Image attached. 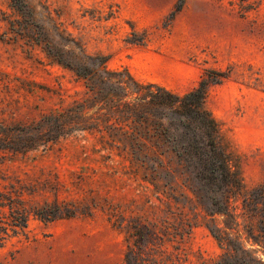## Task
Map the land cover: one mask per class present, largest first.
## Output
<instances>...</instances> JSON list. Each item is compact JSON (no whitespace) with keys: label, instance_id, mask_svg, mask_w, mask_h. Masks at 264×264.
Wrapping results in <instances>:
<instances>
[{"label":"rangeland","instance_id":"1","mask_svg":"<svg viewBox=\"0 0 264 264\" xmlns=\"http://www.w3.org/2000/svg\"><path fill=\"white\" fill-rule=\"evenodd\" d=\"M45 2L89 55L106 57L110 71L127 72L143 87L184 95L207 71L220 73L223 78L208 89L205 106L234 157L243 195L264 182V0ZM15 17L9 0H0V74L51 92L40 101L20 90L13 96H20V104L14 111L2 112L0 106V119L20 120L38 109L85 98L81 80L10 31L8 21ZM109 153L105 143L84 134L44 152L0 159L1 187L17 178L27 183L57 177L58 196L27 197L29 206L57 201L77 210L73 218L51 222L30 216L23 233L8 232L0 264L120 263L132 246L133 220L157 228L170 224L180 231L191 225L189 234L166 243L170 251L180 246L183 255L175 264H212L223 255L188 174L156 177L126 153L113 150L110 160ZM242 199L236 202L239 208ZM215 222L223 227L220 217ZM252 224L256 227L257 219ZM240 240L247 242L245 235Z\"/></svg>","mask_w":264,"mask_h":264},{"label":"trees","instance_id":"2","mask_svg":"<svg viewBox=\"0 0 264 264\" xmlns=\"http://www.w3.org/2000/svg\"><path fill=\"white\" fill-rule=\"evenodd\" d=\"M9 2L16 15L8 21L10 31L72 72L82 81L86 97L48 110L35 105L37 113L20 120L0 119V159L44 152L76 135H93L109 147L106 159H112V151L117 150L118 155L126 153L153 176L179 172L192 178L193 192L211 217L208 229L224 250L212 264H264V182L243 195L234 157L205 106L208 89L219 84L223 76L207 71L198 86L184 95L156 85L143 87L127 72L110 71L106 57L89 55L83 44L52 17L45 0ZM0 85L2 112L17 108L20 96H13L20 90L40 101L44 100L41 95L51 92L1 74ZM59 190L57 177L27 183L17 178L8 186H0V249L9 231L24 232L30 216L46 222L73 218L77 210L68 204L28 205L27 197L46 193L57 197ZM239 196L243 197L240 208L236 204ZM216 217L223 220V227L215 222ZM256 219L255 227L252 222ZM186 226L188 230L180 231L170 224L157 228L156 224L133 220L129 226L132 246L116 264H175L183 255L180 246H172L170 251L166 243L189 234L191 225ZM244 235L246 244L240 240Z\"/></svg>","mask_w":264,"mask_h":264}]
</instances>
